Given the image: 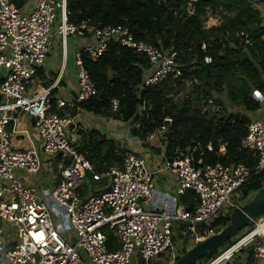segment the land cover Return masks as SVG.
I'll use <instances>...</instances> for the list:
<instances>
[{
	"label": "built area",
	"instance_id": "obj_1",
	"mask_svg": "<svg viewBox=\"0 0 264 264\" xmlns=\"http://www.w3.org/2000/svg\"><path fill=\"white\" fill-rule=\"evenodd\" d=\"M197 1L187 0L190 13ZM248 1L252 6L264 4V0ZM238 36L245 44L249 42L244 32L240 31ZM55 37L62 44L63 62L53 85L40 90L39 83H35L37 72ZM69 37L89 41L78 46L73 54L75 96L56 99L53 110L51 88L59 85L65 70ZM111 42L126 47L146 62L136 88L138 95L143 88L181 73L176 61L178 52L173 47L135 39L123 25L99 26L89 17L71 23L66 0H33L28 10L16 7L10 0H0V264H170L178 257L180 248L187 249L188 244L194 245L215 233L213 222L224 216L219 213L221 208L227 205V215L238 206L243 195L236 191L249 183L252 173L264 168L263 112V117L249 118L247 132L241 139V147L251 150L256 158L253 168L241 162L203 164L195 154H202L204 147L213 150L211 142L204 146L196 142L182 153L167 154L165 132L172 122L167 116L142 141L148 147L158 146L156 150L160 151L153 160L125 149L119 163L97 172L78 150L79 127L71 110L97 94L82 56L95 60ZM201 47L204 49L205 44ZM203 60L209 63L211 59L205 55ZM261 99L264 104V96ZM206 104L214 111L220 109L211 99ZM119 111V100L112 98L108 112L116 116ZM20 115L29 117L31 130L27 132L37 142L36 147H15L12 143L11 133L15 130L9 131L7 127ZM127 122L132 123L131 128L138 127L137 123ZM225 146L219 145V154L225 152ZM43 162L51 173L53 165L57 169L47 189L33 186L25 177L37 173ZM16 171L25 175L19 176ZM155 174H169L177 195L192 190V210L186 205L173 211L148 208ZM102 179H107L106 183L94 191L89 180ZM82 188L88 193L82 194ZM49 205L65 218L69 228L66 234L56 229ZM255 228L232 240L230 246L204 264H264V229ZM111 233L116 242L114 249L108 244ZM71 237H75L73 244ZM176 238L184 242H177ZM242 249L244 255L237 262L232 260L233 253Z\"/></svg>",
	"mask_w": 264,
	"mask_h": 264
},
{
	"label": "trees",
	"instance_id": "obj_2",
	"mask_svg": "<svg viewBox=\"0 0 264 264\" xmlns=\"http://www.w3.org/2000/svg\"><path fill=\"white\" fill-rule=\"evenodd\" d=\"M28 1L10 0L18 8ZM192 9L190 13L187 0H66L69 22L76 24L89 17L99 26L123 25L135 39L176 49V61L181 68L177 77L168 76L160 84L143 88L138 95L136 88L146 62L126 47L111 42L95 60L82 56L97 94L78 107L95 114L107 113L110 100L117 98L120 111L115 117L137 123L131 134L139 140H144L169 116L172 122L165 132L167 154L182 153L196 142L202 146L211 142L213 150L204 147L202 154H195L203 164L241 162L253 168L256 158L251 150L241 147L250 119L240 111L227 112L216 94L225 90L230 102L244 111L260 109L264 96V13L248 0H198ZM215 9L220 22L206 27V12ZM240 31L247 35L248 43L238 36ZM205 55L210 57L209 63L204 62ZM186 81L191 82L190 91L184 98L174 100L171 93L181 89ZM208 99L220 106L218 112H201L199 105ZM51 106L56 110L54 99ZM76 111L72 109L71 115ZM221 143L226 145L223 154L218 153ZM78 150L97 172H102L120 162L124 149L114 139H106L91 129L80 131ZM89 184L92 186L90 180ZM263 186L264 168L252 173L249 183L242 187L243 198ZM194 197L195 193L187 190L181 195V202L192 210ZM228 222L229 214L216 219L213 225L223 227ZM108 244L110 249L116 248L112 233L108 235ZM220 248L208 251L198 261L217 256Z\"/></svg>",
	"mask_w": 264,
	"mask_h": 264
},
{
	"label": "crops",
	"instance_id": "obj_3",
	"mask_svg": "<svg viewBox=\"0 0 264 264\" xmlns=\"http://www.w3.org/2000/svg\"><path fill=\"white\" fill-rule=\"evenodd\" d=\"M32 2L33 0H29L23 7V9L28 10L31 7ZM253 7L264 13V4H259ZM208 11L206 13H208ZM219 22L220 17L218 16L214 23L218 24ZM86 40L89 41V38L82 37L74 39L69 37L67 39L65 70L61 76L59 85L51 88V95L55 102L58 98L67 99L75 96L77 86L73 54L77 50V47L81 46L84 42H86ZM62 62V44L58 37H55L51 51L48 53L43 65L39 68L37 72L35 83H39L38 89L41 90L45 88H50L53 85L54 79L59 73ZM261 101L262 99L260 100V102ZM263 106L264 104L261 102L260 109L252 112L245 111L244 114L241 112V114L246 115L249 118L255 117L256 115H258L259 117H263ZM76 110V114L72 116L73 120L79 127V133L80 131H86L91 129L97 130L99 134L103 135L106 139H114L117 144L120 143L118 144L120 148H126L127 150L133 151L137 154L145 155L146 157L151 156L152 160L155 157L154 154H156V151H160H151V149H148V147H143L141 145L143 144V140H139L137 137L129 133L127 129L128 126L126 125L128 122L119 120L114 115V117L112 115V117H105L106 114H110L108 111L107 113L95 114L91 111H86L79 107ZM7 129L9 131H12V129L15 130V132L11 133L12 143L15 147H36L37 142L35 140H32L30 138V134L27 132L31 130V121L28 116L20 115L18 120L15 121V123L11 122ZM129 137H131L132 139H130ZM78 144L80 145V141L78 142ZM42 167L44 168V170H46V175H44V172H42L43 169H40L37 173L33 175H25L20 171H16V173L19 176L25 175V177H27V179L33 186L39 189H47V187L51 184L50 180H52V173H56L57 169L56 166L53 165V171L51 173V171L47 169L45 164H43ZM153 181V197L148 208L153 210L173 211L178 206H187V204L181 202V195L175 194L173 189L174 180L169 174H155L153 176ZM91 188H93L94 191L98 190V188H94L93 185L91 186ZM81 192L82 194L88 193L86 188H82ZM62 220L63 224L66 223L64 217H62ZM1 259L2 253L0 251V261H2ZM3 264L7 263L5 262Z\"/></svg>",
	"mask_w": 264,
	"mask_h": 264
},
{
	"label": "water",
	"instance_id": "obj_4",
	"mask_svg": "<svg viewBox=\"0 0 264 264\" xmlns=\"http://www.w3.org/2000/svg\"><path fill=\"white\" fill-rule=\"evenodd\" d=\"M263 215L264 186L249 201L230 210L229 222L225 226L216 227L213 235L192 245L170 264H195L205 253L232 241L234 236ZM74 241L75 237H71L72 244Z\"/></svg>",
	"mask_w": 264,
	"mask_h": 264
},
{
	"label": "rangeland",
	"instance_id": "obj_5",
	"mask_svg": "<svg viewBox=\"0 0 264 264\" xmlns=\"http://www.w3.org/2000/svg\"><path fill=\"white\" fill-rule=\"evenodd\" d=\"M219 15H218V10L217 9H215V10H213V11H208V13H206V21H205V26L206 27H209V26H211V25H213V23L216 21V19H217V17H218ZM56 22H57V20L55 21V23H54V25L52 26V28H53V30H55V28H56ZM214 25H215V23H214ZM190 86H191V82L190 81H186L185 82V85L181 88V89H179V90H177V91H175V92H173V93H171V96H172V98L174 99V100H177V99H180V98H184L185 96H186V94L190 91ZM216 97H219L221 100H222V102H223V104H222V107H224L225 109H226V111L227 112H237V111H240V112H242L243 114L245 113V111L241 108V106H239V105H236V104H234V103H232V102H230V100L227 98V95H226V91L225 90H222L219 94H216ZM200 106V110H201V112H205V111H214V109L212 108V106H210V105H207L206 103H204V101L199 105ZM113 116V115H112ZM111 116V114H106L105 115V117H112ZM114 117V116H113ZM255 117H259L258 115H256ZM127 126H128V131H129V133H131V125H132V123L131 122H128L127 124H126ZM133 137V136H132ZM130 139H132L131 137H129ZM135 140V139H134ZM140 142V141H139ZM118 144H120V143H118ZM143 147H145V148H147L148 147V145H147V142L146 143H143V144H141ZM120 147V146H119ZM126 148H124V150H125ZM148 149H151V151L152 150H156V149H158V146H153V147H148ZM123 150V151H124ZM158 151H156V153H157ZM43 164H44V162H43ZM43 169V170H42ZM41 170H42V172H44V175H46L47 173H46V170H44V168L42 167L41 168ZM91 182H92V185H93V187L94 188H100L101 186H103L105 183H106V181H107V179H102V180H100V181H98V182H94V181H92V180H90ZM242 192V189H239V190H237L236 191V193H238L239 195H240V193ZM254 194H255V192H249L248 193V195H247V197H244L243 198V196H242V198L241 199H239L238 200V205H241V204H243V203H245V202H247V201H249L253 196H254ZM238 197V196H237ZM49 207H50V209L52 208V218H53V220H54V225H55V227H56V229L59 231V232H61V233H65V232H67L68 230H69V228H68V225L66 224V223H64L63 224V220H62V215L60 214V212L59 211H57L54 207H51L50 205H49ZM227 210H229V208L227 207V205H226V207L225 206H223L222 208H221V210L219 211V213H221L222 215H226V213L225 212H227ZM263 218V219H262ZM264 223V216H262L261 218H259V219H255V221L254 222H252L249 226H247L246 228H244L242 231H240L236 236H234L233 237V241L237 238V237H240L244 232H246V231H249V230H251V229H253V228H255L256 227V225L258 224V223ZM176 241L177 242H184L182 239H180V238H176ZM232 241V242H233ZM232 242L230 241V242H227L225 245H223L222 246V248H220V250H219V252L217 253V256L221 253V252H223L228 246H230L231 244H232ZM192 246V243H190V244H188V248L187 249H189L190 247ZM7 247V246H6ZM183 249H185V248H180V250H179V255L181 254V252H182V250ZM245 251H247V249H245ZM178 255V256H179ZM244 255V251H243V249L242 250H240L239 252H237L236 254H234L233 253V256H231V258H232V260H234V261H238V259L239 258H241L242 256ZM160 257H162V255L160 256ZM216 257V256H215ZM215 257H213V258H211V259H214ZM230 258V259H231ZM162 259V258H161ZM210 259V260H211ZM209 261V260H208ZM205 262H207V261H199V262H197V263H195V264H204ZM222 263V262H221ZM221 263H219V264H221ZM168 264H169V262H168Z\"/></svg>",
	"mask_w": 264,
	"mask_h": 264
},
{
	"label": "bare ground",
	"instance_id": "obj_6",
	"mask_svg": "<svg viewBox=\"0 0 264 264\" xmlns=\"http://www.w3.org/2000/svg\"><path fill=\"white\" fill-rule=\"evenodd\" d=\"M264 216V215H263ZM262 217V216H261ZM260 217V218H261ZM259 219V218H258ZM264 229V223L262 222V223H258L257 224V226H256V228H255V231H261V230H263Z\"/></svg>",
	"mask_w": 264,
	"mask_h": 264
}]
</instances>
